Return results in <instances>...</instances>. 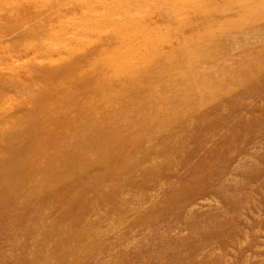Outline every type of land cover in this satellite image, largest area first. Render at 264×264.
Segmentation results:
<instances>
[{
    "label": "rangeland",
    "instance_id": "1",
    "mask_svg": "<svg viewBox=\"0 0 264 264\" xmlns=\"http://www.w3.org/2000/svg\"><path fill=\"white\" fill-rule=\"evenodd\" d=\"M208 1L190 16L194 56L141 72L137 93L108 95L105 113L73 107L33 128L51 113L56 51L96 61L81 28L102 8L0 0V264H264V0Z\"/></svg>",
    "mask_w": 264,
    "mask_h": 264
},
{
    "label": "bare ground",
    "instance_id": "2",
    "mask_svg": "<svg viewBox=\"0 0 264 264\" xmlns=\"http://www.w3.org/2000/svg\"><path fill=\"white\" fill-rule=\"evenodd\" d=\"M14 1L16 0H10V2ZM113 1L114 6H109V2L107 0H99V7L102 8L100 15H98L96 18H91V20L84 24L81 28V33L83 36L82 42L85 40V38L89 41L91 37H96V45H91L92 47L96 48L95 50L98 54L95 58V62H88L89 65L84 66V60H82L81 64H79L78 57L73 58L74 55L73 53H69L71 50H69L66 43L62 50L56 51L57 55H62L61 61H63V64L59 66L56 64L55 68H60L62 75L60 78H57L53 75L50 79H48L50 90L47 92L46 97L43 100V109H41V111L43 110L44 112H51L50 116H44L46 119H41V122L32 121L29 127L37 128V126H49L60 123L61 119L65 120L64 117L66 113L73 107L74 109H77L78 107L80 110H77L81 111V114L86 112L87 115L85 118H87L88 115L94 117V115L105 113L106 110L109 111V107L111 106L112 108L114 106V102L118 99V96L114 94V96H117L114 97L112 93L121 92V95L125 97L127 94L133 95L135 89L139 90L137 89L138 87L136 88V80H139V82L140 79L147 80L146 77L142 75L144 77L143 78L140 75L141 72H148L150 69H153L152 67L154 66H156L157 72H160L158 69L163 66L160 64L169 62L173 65V62L179 58L178 56L182 52L186 51L191 53V41L187 40L186 37L194 32L193 30L196 26L197 20L191 19L190 16L196 10L209 11L211 8V6L208 5V0H182L191 7L190 9L186 8L184 10L174 3V0H143L142 2H137V0H129L128 3H123L119 0ZM145 4L149 5L150 7H154L155 9L149 14L143 15L140 12L142 9L146 8ZM226 10L228 11V9ZM236 25L239 24L235 23V26ZM224 27L221 26L219 31H222ZM200 32L203 34L211 33L205 29H201ZM155 33H158L160 36L156 38L154 36ZM107 37H111L112 41L110 43H105V39ZM69 43L71 44V41ZM88 45L89 44H84V48L81 51L88 52L91 50L90 48L92 47L90 45V47H87ZM192 45L195 46V43H192ZM162 50H166V52H163ZM66 55H68L67 58ZM189 56H194V54L191 53ZM195 59H197V56ZM158 61L161 62L156 64ZM36 62L39 61L36 60ZM163 68L165 67L163 66ZM173 69L175 68L173 67ZM174 72H171L172 76ZM166 73H168V71ZM166 73L162 74V76H168L170 71L168 74ZM169 75L172 77L171 74ZM149 77L150 76H148V78ZM150 78L149 80H151ZM128 82L129 85L125 84ZM133 82H135V85ZM147 84L151 85L153 82L147 81ZM57 86H59L58 89L54 88ZM74 92L81 93V96L88 97H86L87 100L84 106L77 105V99L74 95ZM147 93L149 92L146 91V94ZM110 94H112L114 97L112 98L114 102L105 106L104 103L109 99L108 95ZM143 97L145 98V94ZM137 99L139 98L135 97L134 100ZM152 101L154 103V99L150 100V103ZM187 102H189L195 108L198 107L199 102L196 100L190 99ZM164 104L165 102L163 105ZM80 120L82 121L83 119L80 118ZM38 131L43 134L39 129ZM87 146L88 145H86V148ZM97 146L98 145H96V147ZM86 148H84L86 152L83 151L82 155L87 153ZM2 154L0 153V157ZM89 161L87 163H89ZM82 164H84V162H82ZM52 183L58 189H60V192L63 195L68 189H70V186L62 185V182H56L55 179ZM75 204L76 200L71 201L70 208L72 209L75 207Z\"/></svg>",
    "mask_w": 264,
    "mask_h": 264
}]
</instances>
